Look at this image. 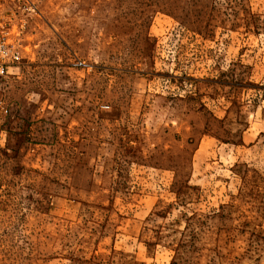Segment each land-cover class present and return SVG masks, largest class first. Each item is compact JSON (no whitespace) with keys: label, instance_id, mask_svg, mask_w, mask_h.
<instances>
[{"label":"rangeland","instance_id":"obj_1","mask_svg":"<svg viewBox=\"0 0 264 264\" xmlns=\"http://www.w3.org/2000/svg\"><path fill=\"white\" fill-rule=\"evenodd\" d=\"M0 264H264V0H0Z\"/></svg>","mask_w":264,"mask_h":264},{"label":"built area","instance_id":"obj_2","mask_svg":"<svg viewBox=\"0 0 264 264\" xmlns=\"http://www.w3.org/2000/svg\"><path fill=\"white\" fill-rule=\"evenodd\" d=\"M19 55L13 50V45L6 44L0 31V76L5 73L8 64L18 59Z\"/></svg>","mask_w":264,"mask_h":264}]
</instances>
